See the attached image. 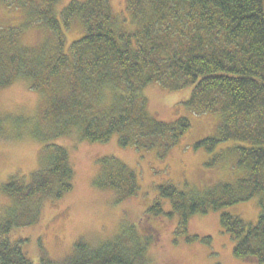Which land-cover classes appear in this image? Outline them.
I'll return each instance as SVG.
<instances>
[{"label": "trees", "instance_id": "1", "mask_svg": "<svg viewBox=\"0 0 264 264\" xmlns=\"http://www.w3.org/2000/svg\"><path fill=\"white\" fill-rule=\"evenodd\" d=\"M61 1L19 0L16 6L0 0L23 10V27L47 32L38 45L22 50L23 27L0 30V88L20 78L44 95L42 117L29 134L43 151L53 152L27 178L11 176L1 184L0 192L16 208L0 223V264H31L26 240L7 234L36 222L43 200L59 199L73 187L69 152L55 145L56 137L76 132L105 142L116 133L123 147L170 149L188 131L186 117L165 122L150 110L145 89L151 85L188 89L185 106L219 116L215 134L193 146L212 153L207 166L227 162L234 179L200 191L160 185L148 215L162 213L159 200L169 199L168 215L178 216V230L186 234L192 215L255 198V223L221 212L219 225L233 241L235 258L264 264V0H123L121 17L111 0H67L58 8ZM71 19L81 23L82 32L67 43L64 26ZM2 123L0 117V130ZM13 127L21 131L20 124ZM132 176L114 166L95 184H130L128 196L135 192ZM147 233L122 229L96 246L79 240L62 264H145ZM39 264L55 263L43 256Z\"/></svg>", "mask_w": 264, "mask_h": 264}, {"label": "rangeland", "instance_id": "2", "mask_svg": "<svg viewBox=\"0 0 264 264\" xmlns=\"http://www.w3.org/2000/svg\"><path fill=\"white\" fill-rule=\"evenodd\" d=\"M14 1L19 6V0ZM66 1L62 0L57 7ZM111 2L121 17L123 0ZM26 18L20 7H8L0 2V30L23 27ZM81 27L75 19L64 26L67 43L81 34ZM46 35L42 28L23 27L19 39L21 49L35 47ZM25 80L15 78L11 84L0 88V117L5 127L1 126L0 130V187L11 176L27 178L45 166L53 153L52 150L43 151L41 142L29 134L30 127L42 117L45 101L44 95L29 88ZM188 94V89L172 91L157 85L145 89L150 110L161 120L171 122L184 116L190 121L188 131L170 149L123 147L116 133L105 142H90L76 132L53 140L55 145L69 152L74 169L73 187L59 199L43 200L36 222L12 228L7 234L12 240H26L24 249L31 264H39L43 256L55 264H62L71 256L79 240L96 246L112 239L122 229H136L142 236L148 232L151 240L147 244L145 264H258L235 258L233 241L219 225L221 212L255 223L259 213L255 198L218 211L192 215L186 234L178 230V216L168 215L169 199L159 200L162 213L148 215V208L158 198L160 185L173 184L181 190L200 191L234 179L227 162L207 166L212 153L193 146L215 134L219 116L194 113L184 105ZM16 124L21 126L19 133L12 131ZM119 165L133 174L131 186L135 192L131 195L126 194L130 184L120 189L100 188L95 184L100 174L106 175L110 168ZM15 208L11 198L0 192L1 224L7 222L9 213ZM187 235L196 237L188 242ZM207 236V241L201 240Z\"/></svg>", "mask_w": 264, "mask_h": 264}]
</instances>
